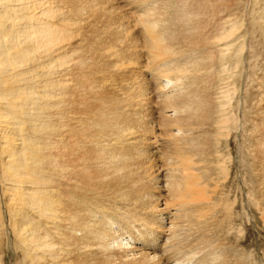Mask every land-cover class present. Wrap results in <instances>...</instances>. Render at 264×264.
Here are the masks:
<instances>
[{
	"label": "bare ground",
	"instance_id": "1",
	"mask_svg": "<svg viewBox=\"0 0 264 264\" xmlns=\"http://www.w3.org/2000/svg\"><path fill=\"white\" fill-rule=\"evenodd\" d=\"M239 5L0 0V133L50 169L8 165L31 264H264L235 228L246 210L264 246V61Z\"/></svg>",
	"mask_w": 264,
	"mask_h": 264
},
{
	"label": "rangeland",
	"instance_id": "2",
	"mask_svg": "<svg viewBox=\"0 0 264 264\" xmlns=\"http://www.w3.org/2000/svg\"><path fill=\"white\" fill-rule=\"evenodd\" d=\"M239 2H240V5H239V8H238V13H239V16H240V18L244 21V23H245V25L246 26H244L243 27V31L245 32V34H246V36H247V43H246V47H247V50H249L247 53H248V56L249 57H251L252 58V56H253V58H252V61H255V62H257L258 61V64H261L263 61H264V23H263V21L264 20H260V16L262 15V17H263V15H264V0H256V2H255V0H239ZM255 3H257V4H255ZM245 5V6H244ZM258 7V8H257ZM244 8V9H243ZM260 9V10H259ZM235 10H236V5L232 8V13L233 12H235ZM242 10H244V11H242ZM259 11V14H258V16L254 19L253 18V13H255V12H258ZM263 11V12H262ZM241 12H243V13H241ZM249 14V15H248ZM225 16L227 17V16H229L228 15V13H226L225 14ZM251 22V23H250ZM247 23V24H246ZM250 25H251V27H250ZM246 27V28H245ZM257 56V57H256ZM262 59V60H261ZM24 110H27V109H24ZM18 115V117H20V116H22V114H17ZM28 125V126H27ZM26 125V128L27 129H31V127H29V124H27ZM16 127V128H15ZM21 125L19 126V128H18V126H14V128L13 129H7V131L8 132H1L0 133V147H2L3 149H1L0 150V163H1V165H0V231L2 230V228H4L3 230L5 231H1L0 233V264H26V263H28V264H31V259H30V257H28V255H25L24 253H23V250H22V252H21V250L19 249V242L17 241V239L15 240V236H16V233H15V223L16 224H20V223H22L23 222V219H24V217L22 216V213L19 211V204H17V202H16V199L15 200H13L12 199V197H11V195L13 194V197L15 196L14 194H17V193H19V191H21V190H19L18 192H17V190H15V187H13L14 185V183L12 182V181H9V172L8 171H10L9 170V166L8 165H10V164H13L14 166H18V168L20 169V170H18V172L20 173V174H22L23 176L21 177V180L23 181V183L25 184L26 183V181H27V175H26V173H28V174H33L34 172L36 173V174H44V175H50L49 174V167H48V164H47V161H46V159H45V156H44V154H39V153H36L34 150H33V147L36 145L35 144V142H37V137H35V136H33L32 135V137H30L31 135L30 134H24V143H23V146H21V145H19V149L17 148V147H14V144H12V141H11V137H12V133H14V135L16 136V135H21ZM17 129H19V131L17 130ZM17 131V132H16ZM3 135V136H2ZM20 136H18V138H19ZM6 138V139H5ZM9 138V139H8ZM32 139V140H31ZM10 140V141H9ZM6 141V142H5ZM5 142V143H4ZM27 144H26V143ZM16 144H18V143H20V142H18L17 140H16V142H15ZM4 145H5V147H4ZM34 145V146H33ZM7 146V147H6ZM9 146H11V147H9ZM13 146V147H12ZM27 146V147H26ZM8 147H9V149H8ZM5 148V149H4ZM24 148V149H23ZM21 149H22V151H21ZM28 149H30L29 151H28ZM7 151V150H9L8 151V153L7 152H5V151ZM16 150V152H19V155L17 156V158L15 159V162L14 163H10V159L12 158H10V156L9 155H12L13 153V151H15ZM2 151V152H1ZM28 151V152H27ZM1 153H3L2 155H1ZM26 153V154H25ZM36 154L37 155V158L39 157L40 158V163H39V166L38 165H35L34 163H35V161H32L31 159L33 158L32 156H35V155H33V154ZM4 154H5V157H4ZM8 154V155H7ZM24 155V156H27V158L26 157H21L22 155ZM28 154H29V156H28ZM7 156H9V157H7ZM42 156H44L43 158H42ZM2 157V158H1ZM245 159H247L248 161H246L245 162V164H246V166H247V169H248V171H250L249 170V165H248V162H249V157H247V155H245ZM38 158V159H39ZM25 159H26V161H25ZM42 159H45V160H42ZM28 161V162H27ZM30 161H32L33 163H31ZM45 161H46V163H45ZM8 162V163H7ZM31 164H30V163ZM18 163H20V164H18ZM7 166H6V165ZM26 164V165H25ZM3 165V166H2ZM23 165V166H22ZM30 165V166H29ZM11 166V165H10ZM16 166V167H17ZM37 166V167H36ZM43 166V167H42ZM3 167V168H2ZM11 167H13V166H11ZM25 169H24V168ZM32 167V168H31ZM21 168H23V169H21ZM34 168V169H33ZM5 169V170H4ZM38 169V170H37ZM41 170V172H40V170ZM3 170V171H2ZM33 170V171H32ZM43 170V171H42ZM48 170V171H47ZM2 171V172H1ZM5 171V174L3 173ZM247 170H246V168H243L242 169V173L244 174L245 172H246ZM4 174V175H3ZM8 174V175H7ZM6 178V179H5ZM23 178V179H22ZM3 181V182H2ZM9 182V183H8ZM11 185H12V187H11ZM25 186V185H24ZM10 187V189H8ZM14 188V189H13ZM28 187H26L25 188V192L26 191H28V189H27ZM3 189H5V190H3ZM8 189V190H7ZM242 189H243V191L245 190L244 189V187H242ZM3 191H5V192H3ZM16 191V192H15ZM248 192V189H247V187H246V190H245V192H244V195L246 196L247 193ZM1 194H3V195H1ZM29 194V193H28ZM2 196V197H1ZM6 196V197H5ZM6 199H5V198ZM15 198H17L16 196H15ZM246 198H248L247 196L245 197V199ZM5 199V200H4ZM27 199V198H26ZM12 202H10V201ZM4 202V203H3ZM9 202V203H8ZM7 203V204H6ZM6 204V205H5ZM11 204V205H10ZM17 204V205H16ZM13 205V206H12ZM26 205H27V207H26ZM18 206V207H17ZM10 207V208H9ZM12 207H13V209H12ZM30 208V211H31V213H30V211H29V208ZM6 208V209H5ZM15 209H17L16 210V212L18 213V214H16V212L14 211ZM24 209L25 210H27V212H29V215H27L28 217V219H32V221H36V220H38V222L39 223H41L42 225L44 224V218L45 217H41L38 213H35V212H33L32 210H31V207H30V205H29V201L27 202V200L25 201V203H24ZM4 210V211H3ZM7 210V211H6ZM241 210V215H238V217L236 218L237 220H235V228H237L238 226H242V227H244V226H248L249 227V231H248V241H246L245 242V244H246V247H247V249L249 250L250 249V251H252L253 252V254H254V257L256 258H258L259 259V257H260V255L261 254H263L264 253V246L262 245V247H259L260 248V250H259V248H257L256 247V249H255V247L254 248H252L250 245H252L253 244V242H255L256 244H259L258 243V241H259V239H261L260 237H258L257 236V232H256V227L257 226H259V225H255L254 223L252 224V222H249V224L247 223V220H248V217H246V215H245V211L246 210H244V213H243V210L242 209H240ZM9 211H12V213L11 212H9ZM20 213V214H19ZM8 214V215H7ZM12 214V217L10 216ZM38 215V216H37ZM2 216V217H1ZM10 216V217H9ZM36 216V217H35ZM242 216L244 217V218H242ZM5 217V218H4ZM33 217V218H32ZM21 218H23V219H21ZM2 219V220H1ZM9 219V220H8ZM41 219V220H40ZM43 219V220H42ZM5 220V221H4ZM13 220H15V221H13ZM239 220V221H238ZM20 221V222H19ZM34 222H31V225L32 226H34ZM2 223H4V224H2ZM226 223H227V221H226ZM14 224V225H13ZM223 224V223H222ZM224 226H225V223L223 224ZM5 226H6V228H5ZM233 229L232 230V233H230V234H227V235H225L224 234V236H227V238H229L230 240L231 239H236L237 238V236H238V234L236 233L237 232V230L236 229ZM258 228V227H257ZM13 230V231H12ZM5 234V235H4ZM232 234H233V236H232ZM236 234V235H235ZM1 235H3V236H1ZM258 237V238H257ZM13 238H14V240H13ZM257 240V241H256ZM17 242V243H16ZM15 245V246H14ZM17 245V246H16ZM16 247H17V249H16ZM23 253V254H22ZM260 253V254H259ZM22 254V255H21ZM256 254V255H255ZM19 256V257H18ZM24 259H23V258ZM22 259V260H21ZM19 260H20V262H19ZM26 261V262H25Z\"/></svg>",
	"mask_w": 264,
	"mask_h": 264
}]
</instances>
